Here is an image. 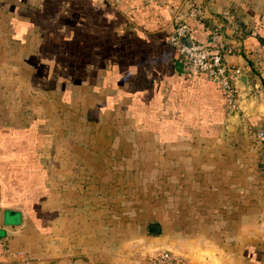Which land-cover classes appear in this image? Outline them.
Listing matches in <instances>:
<instances>
[{"label": "crops", "instance_id": "obj_1", "mask_svg": "<svg viewBox=\"0 0 264 264\" xmlns=\"http://www.w3.org/2000/svg\"><path fill=\"white\" fill-rule=\"evenodd\" d=\"M40 1L0 0V26L10 18L9 13H17L16 21H26L29 15L32 18L27 9L41 7ZM65 1L70 16L78 18L83 65L79 83H65L72 100L79 99L70 106L82 110L85 122L98 127L105 118L118 117V112L127 115V107L131 110V101L142 91L149 94L151 101H159L158 109L145 108L150 115L144 122L134 114L127 123H143V132L158 143H152L151 149L174 157V164L166 168L175 171L177 206L174 218L170 216L174 220L141 222L148 238L146 246L138 249L132 240L127 246L120 245L117 225L116 232L111 231L115 241L112 239L111 245H106L104 237L109 235V226H104L107 217L103 159L100 185L97 178H87L84 169L88 164L77 162L74 165L82 168L72 167L65 179L57 180L54 176L50 180L53 185L48 182L51 210L47 222L42 215L32 212L34 203H43L42 193L38 198L22 195L20 199L5 188H15L16 183H1L0 242L4 246H0V264H138L157 248L180 255L182 264H263L264 0ZM191 8L193 15L188 14ZM175 18L187 19L196 40L220 46L227 63L242 67L240 74L246 75L247 81L239 86L238 105L233 109L236 114L218 98L220 88L204 74L175 70L174 62L178 59L168 42ZM28 21L26 24L33 26ZM29 28L25 38L30 40L28 36L35 32L34 27ZM19 45L23 50L31 44ZM5 54L6 50L2 56ZM24 83L23 89H19H25L28 95L21 96L17 107H32L31 112L20 110L19 116L14 112L20 119L17 121L14 114L9 117L7 111L0 112V171H13L9 165L12 158L2 152L1 143L5 146L9 133H3L1 124L14 120L24 125L34 115L41 117L40 107H44L39 93L48 91L32 86L27 78ZM111 99L116 101L110 108L116 115L104 109ZM46 105L49 107L50 103ZM33 107H37L34 115ZM87 115L92 119L88 120ZM102 131H95L86 139H97ZM259 131L263 132L262 139L257 136ZM136 132L133 130L131 135ZM54 144L57 147V142ZM59 150L68 155L66 151L73 149L65 146ZM130 152L135 154L136 147L128 148L127 153ZM59 160L54 157L56 163ZM76 169H82L85 178L78 176ZM95 169L97 176L96 165ZM17 184L23 185L20 180ZM24 187L38 193L32 183ZM59 187L63 188L62 193ZM26 204L30 206L26 208ZM7 209L13 213H4ZM11 214L17 218H9ZM166 214L161 218H168ZM30 218H35L33 223ZM151 221L159 224L158 234H148L147 224ZM30 223L31 232L27 234ZM46 235L45 248L40 240ZM28 236H32V246H22ZM137 252L141 254L139 259Z\"/></svg>", "mask_w": 264, "mask_h": 264}, {"label": "rangeland", "instance_id": "obj_2", "mask_svg": "<svg viewBox=\"0 0 264 264\" xmlns=\"http://www.w3.org/2000/svg\"><path fill=\"white\" fill-rule=\"evenodd\" d=\"M40 4L42 6L32 9L33 11L27 9V12L32 16L30 18L29 15L27 20L33 22V26L26 24L27 20L16 21V12L9 13L10 18L7 17V20L0 26V51L6 50L5 55L2 56V52L0 53V112L7 111L9 117L14 114L13 118L16 121L20 120L15 117L16 114L19 116L20 110L31 112L32 107H23L20 110L17 107V104L22 101L21 96L28 95L25 89L20 90L23 89L22 86H25L26 78L30 84L32 81L37 82L40 79L41 84H46L49 87V89H45L48 92L40 91L39 93L44 106L40 107L41 117L37 118L33 114L37 111V107H33L34 117L24 125L14 120L1 124L4 134L11 132L18 139H15V144H9L6 140L5 146L3 142L1 143L5 157L8 155L12 158L9 165L13 167V171L10 169L0 171V185L1 183H16L17 188L9 186L5 188L7 192L18 194L20 199L22 195L27 199L38 198L39 192L42 193L40 197L43 203H34L32 212H36L39 216L42 215L43 221L47 222V216L51 210L48 195V182L50 183L51 178L56 176L57 180L65 179L72 167L82 168L79 165H74L81 162L88 164L84 169L87 178L92 181L97 178L98 185H100L99 182L102 180L100 161L102 158L104 163V179L102 181L105 192L104 216L107 217L104 219V226L105 228L109 226V235L104 237L105 244L111 245L115 235L112 236L111 231L116 232L118 225L120 245L127 246L128 242L132 240V243L136 241L135 246L138 249L146 244L148 238L146 229L141 222L144 223L146 219H157L170 223L174 220L172 214L177 206L175 203V171L166 170L169 164H174V157L160 154L159 151L151 149L153 144L158 145V143L154 138H149V134L143 132V123L134 120L127 123V119L129 120V117L134 114H137L144 122L150 115L145 108L158 109L160 103L158 100L151 101L149 94L142 91L136 99L131 101V110L127 107V115H123L126 112L122 115L118 112V117L105 118L101 125L98 124V127L86 123L82 110L70 106L72 103L79 102V99L73 101L70 89L65 86L68 70L74 72L71 76L74 80L81 77L77 72L83 73L80 60L78 18L70 16L68 7L66 10L65 0H59V2L58 0H41ZM76 12H78L77 9ZM22 22L23 24H21ZM29 27H34L33 31L35 32L32 36H28L30 40L25 38L27 31H30ZM7 34H10V39ZM5 36L7 39L3 38ZM21 41L32 46L28 45L27 48L21 50L19 49ZM31 50L33 53H27ZM21 52L24 55H21ZM68 82L79 83L71 81L70 78H68ZM49 103L50 105L47 107L46 104ZM115 103L116 101L111 99L105 106L104 109H108V114H117V112L112 113L110 109ZM135 103L141 106H135ZM17 124L18 126H16ZM100 130L103 131L100 135L98 133L97 139L95 136L86 139L87 135L90 136L91 133ZM133 130H137L134 136L131 135ZM76 131L82 132L81 136ZM63 137L66 138V141ZM55 142H57V147ZM65 146L73 149L66 151L68 155H64L62 150H59ZM134 146L136 147L135 154L127 153L128 148ZM54 157L60 158L58 163L54 161ZM95 165L98 169L97 176ZM66 170L68 171L66 172ZM75 173L85 178L82 169H76ZM18 180L23 185L19 186ZM27 183L34 184L38 193L28 192L24 187V184ZM58 189H60V193L63 192L62 187ZM42 195L44 196L42 197ZM61 204L59 203V205ZM112 214L118 217L114 218ZM165 214L168 218H161ZM8 217L16 219L17 215L11 214ZM30 219L32 223L35 220V218ZM27 228V234H30L32 224H28ZM41 231L43 232V230ZM31 239L32 236L24 238L22 246H32ZM40 241L41 247L46 248L47 235L41 237ZM140 257V252H137L136 258Z\"/></svg>", "mask_w": 264, "mask_h": 264}, {"label": "built area", "instance_id": "obj_3", "mask_svg": "<svg viewBox=\"0 0 264 264\" xmlns=\"http://www.w3.org/2000/svg\"><path fill=\"white\" fill-rule=\"evenodd\" d=\"M188 14L193 15L192 8ZM168 42L173 47L177 59L183 63L185 72L204 74L220 88L227 108L237 107L239 86L236 76L243 72L242 67L227 63L220 46L196 40L185 18H175L172 21ZM257 136L262 139L263 132L259 131ZM182 262V257L172 250L157 248L149 251L138 264H182Z\"/></svg>", "mask_w": 264, "mask_h": 264}, {"label": "water", "instance_id": "obj_4", "mask_svg": "<svg viewBox=\"0 0 264 264\" xmlns=\"http://www.w3.org/2000/svg\"><path fill=\"white\" fill-rule=\"evenodd\" d=\"M174 68H175V70L177 72H182V70H183V63L180 60H176L174 62ZM242 80H244V81H242ZM236 81H237V85L238 86H243V85L246 84L247 77L244 74H238L236 76ZM231 112L232 113L235 112V114H236V111L233 110V109H231ZM4 213H9L10 214V213H13V212L11 210H8L7 209V210H4ZM159 231H160V227H159V224L157 222L151 221V222H149L147 224V232H148V234L155 235V234H158Z\"/></svg>", "mask_w": 264, "mask_h": 264}, {"label": "trees", "instance_id": "obj_5", "mask_svg": "<svg viewBox=\"0 0 264 264\" xmlns=\"http://www.w3.org/2000/svg\"><path fill=\"white\" fill-rule=\"evenodd\" d=\"M176 58H177V55H176ZM83 65L81 64V67H82ZM67 78H66V80L65 81H68V78H70L71 79V81H74L75 83L76 82H79V78L78 79H76V80H74V79H72L71 78V76L73 75L72 73H74L73 71H67ZM78 74H80L81 75V72L79 71V72H77ZM38 73L36 72V75H37ZM197 74H199V73H197ZM200 74H202V73H200ZM33 76H34V73L32 74ZM212 82V81H211ZM214 83V82H213ZM31 85L32 86H36V87H39L40 89H49V87H47V85L46 84H41L40 83V79L37 81V82H34V81H32L31 82ZM217 86V85H216ZM218 87V86H217ZM67 92H68V90H66ZM220 95V97H218V98H220V99H222V101L223 102H225V100H224V96H223V94L221 93V94H219ZM97 109V108H96ZM87 117L89 118V119H92V117L93 116H91V115H87ZM38 120V119H37ZM15 139H18L17 138V136L15 135V134H13V133H9L8 134V136H7V139H6V141H7V143H9V144H12V143H14L15 144ZM6 145V144H5ZM20 175H21V173H20ZM32 205V204H31ZM30 206V205H29ZM28 206V204H26L25 205V207L26 208H28L29 207ZM1 236V235H0ZM0 246H4L1 242H0ZM15 264H22V263H15Z\"/></svg>", "mask_w": 264, "mask_h": 264}]
</instances>
